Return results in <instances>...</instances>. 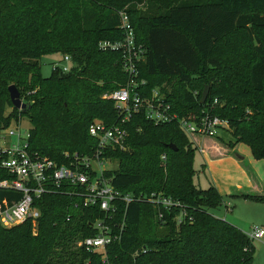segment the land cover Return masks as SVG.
<instances>
[{
  "label": "trees",
  "instance_id": "1",
  "mask_svg": "<svg viewBox=\"0 0 264 264\" xmlns=\"http://www.w3.org/2000/svg\"><path fill=\"white\" fill-rule=\"evenodd\" d=\"M122 13L145 50L137 64V79L145 82L141 95L158 88L172 111L187 119L211 109L228 122L233 145L264 159V0H0V130L26 118L31 150L58 163H70L65 153L89 155L96 146L89 125L99 119L111 126L118 118L103 96L129 78L122 50L99 48L123 41ZM238 32L248 51L227 43ZM54 54L70 58L69 72L53 68L43 78L39 60ZM9 86L28 110L12 107ZM125 129L128 149L105 152L118 160L106 176L118 191L146 200L118 205L119 241L104 256L86 252L78 243L94 236L96 210L75 208L71 196L45 195L35 201V235L31 222L0 224V264H253L247 234L212 213L223 206L222 196L211 184H194L195 148L178 125H154L140 113ZM5 195L0 191V202ZM157 197L171 201L168 210ZM238 197L264 203V193L256 191ZM139 226L144 236L132 232Z\"/></svg>",
  "mask_w": 264,
  "mask_h": 264
},
{
  "label": "built area",
  "instance_id": "2",
  "mask_svg": "<svg viewBox=\"0 0 264 264\" xmlns=\"http://www.w3.org/2000/svg\"><path fill=\"white\" fill-rule=\"evenodd\" d=\"M120 17L123 41L101 42L99 48L122 50V68L129 78L125 86L103 96V99L113 102L118 118L111 126L96 121L89 125L88 134L96 145L89 155L74 153L70 156L65 153L70 163H58L31 150L29 130H23L21 124L12 121L0 130V191L6 194L0 202V224L4 228L26 222L36 223L40 210L35 201L45 195L71 196L77 199L75 208L94 209L98 214L91 224L94 236L80 240L78 246L86 252L104 256L107 247L120 239L115 221L118 205L127 207L133 202L146 200V196L118 191L106 176L108 170L105 165L109 159L105 152L128 149L125 126L131 117L141 113L154 125L175 123L190 137L216 138L221 131L228 129V122L213 114L211 109L203 110L195 119L179 117L165 103L158 88L151 92L150 97L141 95L140 89L145 82L137 79V64L144 60L145 50L136 43L127 16L122 13ZM69 60L68 56H63L59 63L52 65V69L68 73ZM216 103L213 101V106ZM161 159L165 157L161 156ZM156 203L166 210L171 205L169 199L161 197H157ZM123 224L120 233L124 230ZM246 234L251 241H260L264 238V229L255 227ZM102 259L104 261L105 257Z\"/></svg>",
  "mask_w": 264,
  "mask_h": 264
},
{
  "label": "rangeland",
  "instance_id": "3",
  "mask_svg": "<svg viewBox=\"0 0 264 264\" xmlns=\"http://www.w3.org/2000/svg\"><path fill=\"white\" fill-rule=\"evenodd\" d=\"M245 38L246 37L243 32H238L235 33L232 38L227 40V43L233 42L236 44L235 48L240 49L241 47L245 46L244 50L248 51L247 47L249 46ZM222 53L223 48L222 46H219V48H217L215 51V55L220 58L222 56ZM61 58L62 55L60 54L42 57L39 60L41 76L43 78H48L51 74L52 65L55 63H59ZM195 86L197 90L202 89L201 82H196ZM95 121L102 122L99 119H94L93 122ZM16 122L21 124V128L23 130H29L31 128V125L26 118H21ZM186 139L193 143V147L195 148L192 160V167L195 172L193 177L194 184L201 189L208 188L210 184L213 185L223 197L225 205H229L227 206V209L221 206L212 213L244 233L249 232L250 229L255 227L264 228V203L244 201L240 198L237 199L228 195L230 194L232 189L236 188V186L238 185L242 186L243 191H245L244 189H250L251 191L256 190L255 185H253L252 187L245 185L246 176L244 173V166L248 164L255 167L257 172V179L259 181L258 183H260V187H262V184H264V159L255 160L251 155L250 149L246 145L240 144L238 147V153L240 156L245 158V161L227 163L221 160L222 155L219 152H210L211 155H209L206 149L202 147L203 140H207L208 138L186 136ZM214 141L224 146H226V144L228 143H230L231 145L235 143V139L227 130L222 132L219 138L214 139ZM177 145L180 146L181 144L177 142ZM196 145L198 148L196 147ZM235 145L231 146L230 149H233ZM203 149L205 153L201 151ZM135 150H139L138 152L139 154H141L143 149ZM107 156L109 159V163L105 165V169L108 171L115 170L118 165V160L112 155ZM212 162L214 164L211 166ZM35 226L36 224L32 223L33 235H35L36 233ZM146 231L147 230L143 226L136 227L132 230V232L140 234L141 236H144V233H146ZM252 243L255 249L253 264H264V238L260 241L252 240Z\"/></svg>",
  "mask_w": 264,
  "mask_h": 264
},
{
  "label": "crops",
  "instance_id": "4",
  "mask_svg": "<svg viewBox=\"0 0 264 264\" xmlns=\"http://www.w3.org/2000/svg\"><path fill=\"white\" fill-rule=\"evenodd\" d=\"M224 131L225 130L221 131L216 138H208L207 140L204 139L203 143H202V147L206 149V151L209 153V155H211L210 152H215V151L219 152L222 155L221 160L225 161L227 163H236V161H245V158L240 156L238 153V147L240 144H236L233 147V149H230L227 146L221 145V144L214 141V139H218L220 134ZM196 147H197V145H196ZM201 151L204 152V149ZM212 161H214V160H212ZM213 164L214 163L212 162L211 166ZM244 170H245L244 173L246 176L245 185L249 186V187H252L253 185H255L256 186L255 191L258 194H263L264 193V184H262V187H260V183H258L259 181L257 179V175H256L257 172H256L255 167L253 165L251 166L250 164H248V165L244 166ZM244 190H250V189H244ZM242 191H243L242 186L238 185V186H236V188H233L232 191L230 192V194H228V195L239 199L238 196L241 195ZM218 193H219V191H218ZM244 201H249V200H244ZM227 206H229V205H225V201L223 200V207L227 209Z\"/></svg>",
  "mask_w": 264,
  "mask_h": 264
},
{
  "label": "water",
  "instance_id": "5",
  "mask_svg": "<svg viewBox=\"0 0 264 264\" xmlns=\"http://www.w3.org/2000/svg\"><path fill=\"white\" fill-rule=\"evenodd\" d=\"M7 90L11 105L14 109H17L22 112H25L26 110L29 109V106L21 101L20 94L15 86H9ZM208 91H209V87L206 86L201 94V100H200L201 104L206 102L208 97ZM168 147L173 151H177V147L173 144H169Z\"/></svg>",
  "mask_w": 264,
  "mask_h": 264
}]
</instances>
